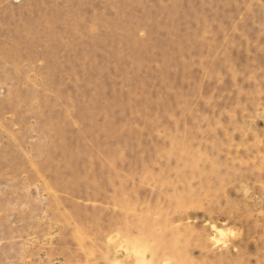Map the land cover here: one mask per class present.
Returning a JSON list of instances; mask_svg holds the SVG:
<instances>
[{
    "label": "rangeland",
    "instance_id": "rangeland-1",
    "mask_svg": "<svg viewBox=\"0 0 264 264\" xmlns=\"http://www.w3.org/2000/svg\"><path fill=\"white\" fill-rule=\"evenodd\" d=\"M0 264H264V0H0Z\"/></svg>",
    "mask_w": 264,
    "mask_h": 264
}]
</instances>
